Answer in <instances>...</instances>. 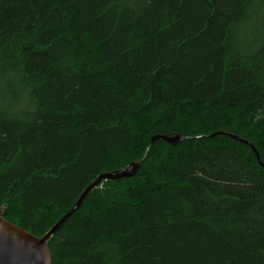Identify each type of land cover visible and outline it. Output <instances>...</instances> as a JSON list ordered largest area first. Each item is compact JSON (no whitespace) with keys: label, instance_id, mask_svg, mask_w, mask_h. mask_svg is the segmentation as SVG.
I'll return each mask as SVG.
<instances>
[{"label":"trees","instance_id":"1","mask_svg":"<svg viewBox=\"0 0 264 264\" xmlns=\"http://www.w3.org/2000/svg\"><path fill=\"white\" fill-rule=\"evenodd\" d=\"M264 0H0V216L52 264H264ZM180 135L172 146L155 136Z\"/></svg>","mask_w":264,"mask_h":264},{"label":"water","instance_id":"2","mask_svg":"<svg viewBox=\"0 0 264 264\" xmlns=\"http://www.w3.org/2000/svg\"><path fill=\"white\" fill-rule=\"evenodd\" d=\"M222 135L229 136L236 141L248 145L256 155L260 166L264 167V163L261 162L260 155L254 145L233 135L226 133H222ZM158 139H162L172 146H177L183 141L180 135L155 136L152 139V143ZM142 164L143 161L134 162L123 170L102 173L83 191L76 203L52 229L41 237L21 229L0 216V264H52L50 242L53 236L81 208L89 193L98 188L104 181L132 179L137 175Z\"/></svg>","mask_w":264,"mask_h":264}]
</instances>
